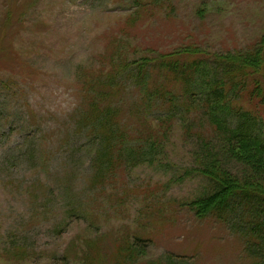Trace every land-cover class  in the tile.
Segmentation results:
<instances>
[{
    "label": "rangeland",
    "instance_id": "1",
    "mask_svg": "<svg viewBox=\"0 0 264 264\" xmlns=\"http://www.w3.org/2000/svg\"><path fill=\"white\" fill-rule=\"evenodd\" d=\"M263 34L264 0H0V264H81L84 241L99 236L113 255L104 264H115V236L136 233L147 244L145 260L171 254L187 264H253L228 226L183 205L208 182L184 176L196 139L184 141L182 124L159 154L163 163L120 164L102 184L92 180L87 138L72 128L119 53L188 43L245 50ZM126 85L131 104L138 96ZM125 112L128 132L146 128ZM241 157L229 165L250 171L253 156Z\"/></svg>",
    "mask_w": 264,
    "mask_h": 264
},
{
    "label": "trees",
    "instance_id": "2",
    "mask_svg": "<svg viewBox=\"0 0 264 264\" xmlns=\"http://www.w3.org/2000/svg\"><path fill=\"white\" fill-rule=\"evenodd\" d=\"M153 53L124 59L119 53L105 83L95 84L99 93L75 118L72 131L87 138L83 146L91 152L93 182L102 184L120 164L163 163L159 154L182 124L184 141L196 139L193 167L185 168L184 176L196 173L208 182L205 192L183 205L198 219L211 217L228 226L253 264H264V170L252 172L253 165L264 169V34L245 50L214 52L188 43ZM127 82L138 96L131 104L126 103ZM125 111L146 128L128 132ZM242 153L253 156L251 163L244 161L250 171L229 165ZM115 237L121 241L115 264H187L171 254L145 260L147 244L138 233ZM102 240L84 241L81 264L112 258L100 247Z\"/></svg>",
    "mask_w": 264,
    "mask_h": 264
}]
</instances>
